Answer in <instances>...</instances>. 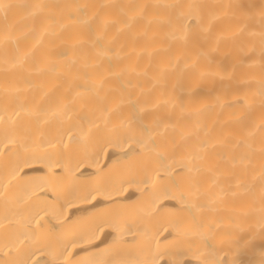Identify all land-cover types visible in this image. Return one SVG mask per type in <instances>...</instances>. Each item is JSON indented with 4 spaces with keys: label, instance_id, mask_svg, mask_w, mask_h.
Listing matches in <instances>:
<instances>
[{
    "label": "bare ground",
    "instance_id": "1",
    "mask_svg": "<svg viewBox=\"0 0 264 264\" xmlns=\"http://www.w3.org/2000/svg\"><path fill=\"white\" fill-rule=\"evenodd\" d=\"M0 264H264V0H0Z\"/></svg>",
    "mask_w": 264,
    "mask_h": 264
}]
</instances>
